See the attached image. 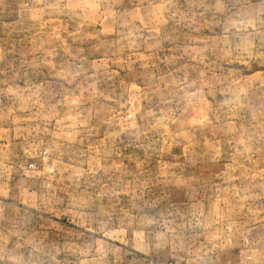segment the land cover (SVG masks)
I'll list each match as a JSON object with an SVG mask.
<instances>
[{
	"label": "rangeland",
	"instance_id": "374dc122",
	"mask_svg": "<svg viewBox=\"0 0 264 264\" xmlns=\"http://www.w3.org/2000/svg\"><path fill=\"white\" fill-rule=\"evenodd\" d=\"M0 264H264V0H0Z\"/></svg>",
	"mask_w": 264,
	"mask_h": 264
}]
</instances>
